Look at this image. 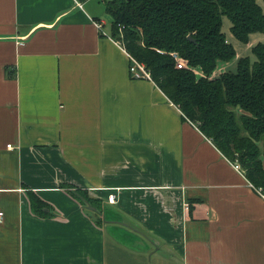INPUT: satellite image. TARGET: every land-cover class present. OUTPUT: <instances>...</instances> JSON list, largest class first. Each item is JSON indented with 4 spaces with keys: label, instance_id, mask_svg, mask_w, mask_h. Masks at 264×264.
<instances>
[{
    "label": "crops",
    "instance_id": "1",
    "mask_svg": "<svg viewBox=\"0 0 264 264\" xmlns=\"http://www.w3.org/2000/svg\"><path fill=\"white\" fill-rule=\"evenodd\" d=\"M107 15L105 0H0V264H264L263 195L131 76Z\"/></svg>",
    "mask_w": 264,
    "mask_h": 264
},
{
    "label": "trees",
    "instance_id": "2",
    "mask_svg": "<svg viewBox=\"0 0 264 264\" xmlns=\"http://www.w3.org/2000/svg\"><path fill=\"white\" fill-rule=\"evenodd\" d=\"M105 11L112 19V36L125 52L144 65L186 120L226 159L239 164L264 197V42L251 47L254 59L241 55L233 71L214 74L218 65L236 58L222 31L223 17L242 45L250 35L264 34V12L257 1L109 0ZM172 53L185 67H176ZM70 194L106 218L101 201L86 190ZM26 195L35 215L50 217L46 202L31 190Z\"/></svg>",
    "mask_w": 264,
    "mask_h": 264
},
{
    "label": "built area",
    "instance_id": "3",
    "mask_svg": "<svg viewBox=\"0 0 264 264\" xmlns=\"http://www.w3.org/2000/svg\"><path fill=\"white\" fill-rule=\"evenodd\" d=\"M95 25H96L97 28L100 27L99 23H95ZM171 56L176 61V67L178 69H181L182 67H185V63L181 60V58L176 53H172ZM128 57H129V60H130L129 72H130L131 76L133 78H136V79H145V80H148V81H152L150 73L146 70L144 65L139 63V62H137V61H135L129 55H128ZM196 74H197V72H196ZM232 164H233V168L235 170H237L239 172H242V170H241V168H240L238 163H232ZM115 201H116V199H115L114 195H110L108 197V199H107V202L110 203V204H114ZM185 208H187V205H185ZM2 222H3V212L0 211V224Z\"/></svg>",
    "mask_w": 264,
    "mask_h": 264
},
{
    "label": "rangeland",
    "instance_id": "4",
    "mask_svg": "<svg viewBox=\"0 0 264 264\" xmlns=\"http://www.w3.org/2000/svg\"><path fill=\"white\" fill-rule=\"evenodd\" d=\"M105 1H109V0H105ZM258 5L261 6V8L263 9V12H264V4L262 2V0H256ZM108 16V15H107ZM107 16H104V19L106 21L109 20V18ZM223 20V25H222V31L224 32V34L226 35L227 37V40L235 47V49H238L243 47V45L241 43H239L238 41H236L230 34L229 32V28H230V22L229 20L226 18V17H223L222 18ZM256 36H264V34H255ZM252 38V37H251ZM253 39V38H252ZM262 39V38H261ZM262 42V41H261ZM263 42H264V39H263ZM240 53V52H239ZM249 56H251L252 59H254V57L251 55L250 51L247 53ZM197 74H199V72H197ZM108 217L110 218H114V216L112 214H108Z\"/></svg>",
    "mask_w": 264,
    "mask_h": 264
},
{
    "label": "water",
    "instance_id": "5",
    "mask_svg": "<svg viewBox=\"0 0 264 264\" xmlns=\"http://www.w3.org/2000/svg\"><path fill=\"white\" fill-rule=\"evenodd\" d=\"M189 40H191V38H189Z\"/></svg>",
    "mask_w": 264,
    "mask_h": 264
}]
</instances>
